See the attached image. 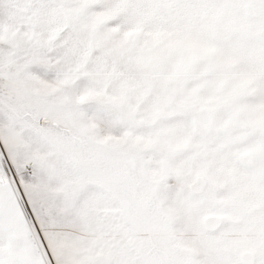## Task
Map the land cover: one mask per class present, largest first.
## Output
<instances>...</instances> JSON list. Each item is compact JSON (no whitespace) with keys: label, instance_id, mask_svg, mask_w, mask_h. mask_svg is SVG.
<instances>
[{"label":"snow or ice","instance_id":"1","mask_svg":"<svg viewBox=\"0 0 264 264\" xmlns=\"http://www.w3.org/2000/svg\"><path fill=\"white\" fill-rule=\"evenodd\" d=\"M0 264H264V0H0Z\"/></svg>","mask_w":264,"mask_h":264}]
</instances>
